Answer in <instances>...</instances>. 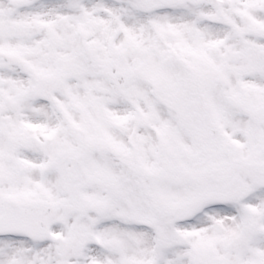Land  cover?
Here are the masks:
<instances>
[{
    "label": "snow or ice",
    "instance_id": "obj_1",
    "mask_svg": "<svg viewBox=\"0 0 264 264\" xmlns=\"http://www.w3.org/2000/svg\"><path fill=\"white\" fill-rule=\"evenodd\" d=\"M0 264H264V0H0Z\"/></svg>",
    "mask_w": 264,
    "mask_h": 264
}]
</instances>
